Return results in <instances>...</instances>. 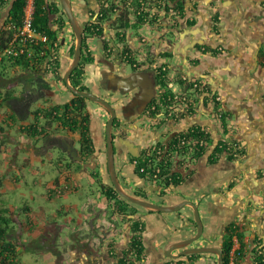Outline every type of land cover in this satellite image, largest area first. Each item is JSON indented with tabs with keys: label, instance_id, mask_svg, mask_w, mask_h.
Wrapping results in <instances>:
<instances>
[{
	"label": "crops",
	"instance_id": "0c3cea01",
	"mask_svg": "<svg viewBox=\"0 0 264 264\" xmlns=\"http://www.w3.org/2000/svg\"><path fill=\"white\" fill-rule=\"evenodd\" d=\"M2 1L0 0V46L1 41L4 42L2 27L7 19L11 0H4V3ZM210 1L187 0L186 6H192V3L195 5L192 13L194 24L189 26L188 17L181 19V26L177 29L178 40L173 41V45L156 41L159 43L156 51L162 52L163 46L167 45L170 51L163 55L174 59L173 62L181 70L180 75L189 79L195 75L207 79L212 85V90L222 97L224 106L231 112L230 123L233 124L236 119V129L247 133V138L252 140L254 134L261 132L257 125L264 110V66L258 65L257 56V47L264 38V0H216L215 3L209 4ZM170 17L168 13L167 20ZM213 18L217 20L215 27ZM51 28L56 32L55 37L59 38L61 44V62L58 68L60 72L58 71L53 80V88L47 91L51 98L48 102L44 100L38 105H35L38 101L32 104L31 112L24 119L12 118L10 114H13V111L9 105L3 102L0 104V229H5L4 239L0 243L13 246L18 264H27L22 259L23 252L27 251H31L35 264H127L132 237L140 229L138 238L142 250L138 264H161L164 259L160 260V250L164 244L181 239L185 233L192 232L191 225L186 224L185 230L180 233L179 229H176L177 222H173L175 214L168 215L156 211L153 213L143 209H138L137 216L132 215V210L125 215L118 213L114 210L118 204L116 200L103 194L95 177L84 170L80 161H72L62 146L63 139L78 142L79 130H64L58 121L41 127L45 123V116L36 115V109L45 106L58 107L67 103L69 98L64 92L61 77L63 70L65 72L72 60V54L69 52L72 39L68 32L58 29L56 25ZM195 41L210 42L216 50L215 54L209 49H204L202 53L194 48L188 49ZM136 43L134 41V44ZM151 49L153 52V47ZM261 55L264 59V50ZM9 68L14 71L15 81L7 75H0V91L14 89L18 94L25 88L24 84L31 81L25 79L24 84L20 85L21 80H18V77L33 74L32 70L21 64L3 69ZM100 68L90 67L87 71V74L92 75V81L99 77ZM115 72V76L119 74L121 84L126 85L125 75L129 74L130 70L126 69L125 73ZM111 74L112 72L110 75L106 73L108 76ZM235 76H239L236 83ZM84 77L87 81L90 80L88 75L85 74ZM133 79L134 88L121 92L118 101L117 98L112 99L116 100L119 107L129 108L131 116L133 112L138 116L141 107L138 106L140 101L136 99L139 95L135 94V98L133 92L135 88L141 87V81L145 83L149 77L147 73H138ZM137 79L138 81H135ZM17 85L20 86L19 89H16ZM125 95L128 98L125 99ZM204 96L205 93L200 98L202 103ZM81 113L82 116L84 113L89 116L78 118L89 121L86 123L88 131L93 140L95 138L99 142L101 139L96 137L104 120L100 122L98 116L105 118L101 108L88 104L84 113ZM73 116H76V113L72 114ZM195 121L206 125L217 139V125L214 119L203 113L202 104ZM32 123H38L39 132L25 131V127ZM130 127L134 139L132 143L137 151V141H145L148 135L144 129L138 127L137 122ZM261 127L264 128V123ZM134 132L141 134L135 135ZM213 149L214 145L191 169H181L180 184L168 189V194L163 195L165 204L171 205L183 199H191L199 206L207 234H223L228 223L235 218L244 231L243 243L246 248H250L253 243L264 245V186H254V183L242 180L234 186L229 184L228 179L232 177L233 171L228 162L223 158L217 163L208 160V153ZM97 154L100 162L97 170L105 179V155L103 151ZM20 157L23 159L21 165L18 164ZM35 158H40L44 165L48 160L51 165L50 178H47L49 180L44 188L45 206H42L40 211L29 203L34 200L32 194L27 195L28 202L21 201L18 193L22 192L15 188L22 182L29 183L24 169L30 168L31 160ZM122 164L121 174L126 178L125 185L122 183L123 187L132 189L141 186L155 189L151 183L135 174L127 161ZM16 172H19L21 177ZM80 187L85 188L84 191L73 196ZM11 188H15L17 197L7 203L4 198ZM69 194L71 196H68ZM151 198L157 196L153 195ZM189 216L191 215L186 207L183 215L185 221H188ZM241 259L242 263H249L247 257L243 256ZM167 264L176 263L168 261Z\"/></svg>",
	"mask_w": 264,
	"mask_h": 264
},
{
	"label": "flooded vegetation",
	"instance_id": "af4514ba",
	"mask_svg": "<svg viewBox=\"0 0 264 264\" xmlns=\"http://www.w3.org/2000/svg\"><path fill=\"white\" fill-rule=\"evenodd\" d=\"M69 1L75 17L80 23L83 34L80 60L71 74L74 75L76 85L74 83L71 84L79 90L93 93L105 99L115 109L112 139L115 150V168L121 186L123 187L122 183L124 185L126 183V178L121 174L123 171L122 163L127 161L135 174L143 177L144 180L155 187L153 190L149 189V187L141 186H135L132 189L123 187L128 193L159 204H165L166 201L163 195L168 194V189L180 184L182 179L181 169H191L198 162L199 158L207 153L212 145H214V149L211 153H208V160L217 163L223 158L228 162L229 168L233 171L232 177L228 179L229 184L234 186L242 180L243 182L254 183V186H264V134H262L264 128L262 129L261 127L262 123H264V110L261 113V121L257 125L260 127L261 132L254 134V139L249 140L247 133L244 134L241 129L239 131L236 129V119L233 118L234 123H230L232 120L231 112L224 106L222 97L212 90V85L207 79L197 75L189 79L186 76L180 75L181 70L173 62L174 59H171V56L163 55V53L167 54L170 51L167 45H173L174 43L172 42L178 40L179 30L177 29L181 26V19H187L188 17L189 26L194 24L192 13H194L195 5L193 3L192 6H186L187 0ZM215 2L216 0H211L209 4ZM46 3L47 8L50 9L53 15L52 17L48 16L49 26L56 25L58 29L60 28L62 31L68 32L72 39L69 43V52H71L73 60L77 39L66 16L63 4L61 0H46ZM168 13L171 16L169 20H167ZM62 20L65 21L64 26L61 24ZM187 20L186 22H188ZM216 21L214 19V27L217 24ZM214 30L215 28L212 31L214 32ZM134 41L137 43L134 44ZM156 41L162 42V44L166 42L167 44L163 46V51L160 53L156 51L159 44ZM90 43H94V46H91ZM193 45L194 47L189 46L188 49L194 48L201 51L200 53L204 49H209L215 54L214 51L216 50L213 49L210 42L195 41ZM257 49L258 65L263 67L264 59L261 54L264 50V38H262ZM171 52L174 53L173 50ZM60 62L61 58L58 61L56 73L53 76L58 75ZM95 66L101 68L98 70L99 77L92 81V75L90 73L87 74V71L90 67ZM126 69L130 70V73L125 75L127 84L122 85L120 82L121 78H119V74L115 76V71L125 73ZM40 72H42L41 75L49 85L44 98L50 99L51 97L47 94V91L53 88L52 83H54V79L48 78L46 72L44 73L42 70ZM110 72H112V77L106 75V73L110 75ZM64 73L63 70L64 89L65 92L67 91L66 93L69 95V98L67 103L58 107L54 106V112L57 111V115L68 113V116H72L74 111L72 106L74 104L78 107L81 106L83 113L84 108L88 104H91L100 107L101 113L105 117L100 118L98 116L100 122L104 120L103 126L98 133L99 135L96 137L101 139L99 142L98 139L94 138L93 140L89 133L91 142L84 144L80 130L77 131L79 132L78 142H73V140L71 141L67 138L77 149L78 156L81 158V160H78L81 162V166L84 167L86 172L91 173L95 177V180L98 182L97 185L103 194L108 198L116 200L118 204L114 210H117L118 213L125 215L132 210V215L137 216L138 209L154 213L156 210L146 209L129 202L115 190L108 167L106 131L107 123L112 114L98 101L71 91L64 81ZM138 73H147L149 79L145 83L141 81V87L134 89L133 96L136 98L135 94L139 95L136 100L140 101L138 106L141 109L138 110L140 112L138 116L134 112L131 116L129 108L119 107L116 100L114 101L112 98H117L118 101V98L121 97V92L134 88V82H132L134 81L133 76ZM85 74L86 76L88 75L89 81L84 77ZM29 75L18 77V80L31 79L32 82H35L37 79L36 75ZM237 77L239 76H235V83L237 82ZM15 78L12 79L15 81ZM31 81L28 84H24V86L30 85ZM135 81H138V79ZM22 91L23 89L18 94ZM203 93H205V96L202 103L200 98ZM44 98L38 101H44ZM126 98L128 96L125 95ZM201 104L203 106V113L208 118L214 119L217 125V139L206 125L195 121ZM67 105L69 106L68 109L66 108ZM81 111L78 112L79 117L83 118L85 113L82 116ZM87 116L86 113L85 117L87 118ZM44 118L45 123L50 120L47 115ZM83 120L85 121V119ZM134 122H137L138 127L144 129L148 135L147 139H145L146 142L138 143L137 141V144H139L138 147H135L138 149L137 151L133 146L134 139H132L131 135L133 133L130 127ZM254 124L256 126V123ZM63 129L72 132L68 128L63 127ZM199 132L205 136L202 145H200ZM134 133L135 135L141 134L139 132L137 134L136 132ZM76 144L78 145L77 147ZM101 151L105 155V179L100 176V171L97 170L100 167L97 153ZM66 153L69 154L68 152ZM70 159L74 161L71 156ZM150 164L149 172L156 166L162 169L155 170L154 174L151 175L141 172V168L144 165L147 167ZM174 179H178L179 182H175ZM104 180L105 182H103ZM112 190H114V195ZM153 195L157 196V198H151ZM185 200H190L196 204L191 199H183L171 205L179 204ZM186 207H188L191 215L188 219L189 222L185 221L183 217ZM197 207L201 218V231H199L194 211L189 205L184 206L180 211H156L168 215L175 214L173 222L179 223H176L178 225L176 229H179L178 232L180 233H182V230H185L186 224L189 223L192 227V232L185 233L183 238L164 244L163 249L160 250L162 254L160 260L164 259L161 264H167L168 261L175 262L176 264H221V262L222 264H230L231 258L234 259V264H245L241 262L243 256L247 257L249 261L247 264H264V245L253 243L250 248H246L243 243L244 231L238 225L235 218L228 223L223 234H207L204 229L199 206L197 205ZM181 214L182 216L180 217ZM139 232H141L140 229L132 237L127 264H138L140 262L139 258L142 249L141 241L138 238L140 236ZM196 236L198 237L193 243L188 244L185 248L175 250L173 253H181L183 249L189 248H204L205 250L202 249L199 252L183 254L176 259L165 255V251L175 243L187 241ZM135 238L140 241L139 246L135 243ZM167 259L168 261H165Z\"/></svg>",
	"mask_w": 264,
	"mask_h": 264
},
{
	"label": "trees",
	"instance_id": "16d2710c",
	"mask_svg": "<svg viewBox=\"0 0 264 264\" xmlns=\"http://www.w3.org/2000/svg\"><path fill=\"white\" fill-rule=\"evenodd\" d=\"M4 3V0L2 1ZM25 0H14L12 4V8L8 12L7 19L12 18L14 20H19L23 13V8L25 6ZM52 14L50 9L47 8L46 0H36V12H35V25L42 31H45L50 36L55 38V31L49 26L48 15ZM61 24L64 26L65 21L62 20ZM1 45H4V42L1 41ZM15 64L24 65L30 70L32 73L36 75L37 79L35 82L31 81V84L26 86L20 94H16L14 89H7L5 92L0 91V104L7 103L9 107L12 109L13 114H10L12 118H26L30 111L31 105L34 104L41 98H44L46 95V89H49L48 83L44 80V77L41 75L42 68L33 64L31 66L30 62L24 59H16L14 64L11 63V66H15ZM8 67L6 63H0V75H6L4 70ZM4 68V69H3ZM3 70V71H2ZM62 78V77H61ZM74 75L70 76L71 83L76 85L74 81ZM80 97V96H77ZM45 102H48L49 98H44ZM73 103V102H72ZM74 104V103H73ZM68 109L69 106L67 105ZM74 109L73 114L76 113V116H68L66 113L62 115H57V111L54 112L53 107L45 106L36 109V115L43 114L44 116L50 119L48 122L41 125V127H46L48 124H52L55 121H59V124L64 128H68L70 131L74 132L76 130H80L82 135V141L84 144H89L91 139L89 138V131L87 128L86 122L82 119L80 120L79 113L81 111V106H76L75 104L72 106ZM38 123H32L25 127L26 132H39L38 131ZM199 137L205 138L204 134L199 132ZM175 182H179L178 179H174ZM113 195L114 190H112ZM138 229V227H136ZM5 229H0V242L4 239ZM136 239V238H135ZM135 243L139 246L140 241L136 239ZM136 245V246H137ZM0 263L1 264H18L15 260V251L13 250V246L8 243H0Z\"/></svg>",
	"mask_w": 264,
	"mask_h": 264
},
{
	"label": "built area",
	"instance_id": "2783aa9c",
	"mask_svg": "<svg viewBox=\"0 0 264 264\" xmlns=\"http://www.w3.org/2000/svg\"><path fill=\"white\" fill-rule=\"evenodd\" d=\"M22 16L19 20L6 19L2 29L4 30V45L0 46V63L11 66L16 59H24L31 66L36 64L45 73H56L58 61L61 58V44L57 37H52L35 25L36 0H25ZM20 65V64H15ZM200 138V145L204 138ZM194 147V146H193ZM151 164L141 168L146 175L154 174V171L162 169L154 167L149 172ZM51 191V190H50ZM230 264H234L231 258Z\"/></svg>",
	"mask_w": 264,
	"mask_h": 264
},
{
	"label": "water",
	"instance_id": "95a60500",
	"mask_svg": "<svg viewBox=\"0 0 264 264\" xmlns=\"http://www.w3.org/2000/svg\"><path fill=\"white\" fill-rule=\"evenodd\" d=\"M13 2H14V0H11L9 10L12 8ZM61 2L63 4L66 16L69 19V22L71 24V27H72L74 34H75V37L77 39V46H76V49L74 52V57H73L72 63L66 69V71L64 73V81L66 82L67 87L71 91H73L74 93H76L78 95H83V96H86L88 98H91L93 100L98 101L100 104H102L104 107H106V109L112 114L111 118L109 119V121L107 123L106 131H107V144H108V146H107L108 167H109L110 177H111V180H112V183H113L115 190L117 191V193L121 197H123L127 201L132 202L134 204H137V205L144 207L146 209H150V210H156V211H160V212H174V211H180L181 208H183L186 205H189L190 207H192V209L194 211V215H195L196 221L198 223L199 231H201L202 225H201V218L199 215L198 207L192 201L185 200V201H183L179 204H176V205L159 204V203L149 201L147 199H143V198H140L138 196L132 195V194L128 193L121 186L117 172H116V168H115V158H114L115 150H114V144H113V139H112V125H113V119L115 117V109L105 99L98 97L97 95H94L93 93L86 92L83 90H79L71 84L70 76H71L72 72L75 70V68L77 67L79 60H80L81 52H82L81 45H82V41H83V34H82V29L80 27V23H79L78 19L75 17V14L72 10L70 1L69 0H61ZM9 10H8V12H9ZM192 47H194V45ZM62 146H63L64 150L70 154L71 158L74 161L81 160V158L78 156V151L74 147L73 143H71L67 139H63ZM197 237L198 236L194 237L193 239L187 240V241L185 240V241H180V242L175 243L174 245H172L171 247H169L165 251V255L170 257V258L176 259V258L180 257V255H183V254H190V253H194V252H199L202 249L205 250L204 248H201V249L189 248V249H183V251H181V253L180 252L179 253H173L175 250L185 248L186 246H188V244L193 243V241ZM221 264H222V262H221Z\"/></svg>",
	"mask_w": 264,
	"mask_h": 264
},
{
	"label": "rangeland",
	"instance_id": "374dc122",
	"mask_svg": "<svg viewBox=\"0 0 264 264\" xmlns=\"http://www.w3.org/2000/svg\"><path fill=\"white\" fill-rule=\"evenodd\" d=\"M90 45L94 46V43H90ZM64 49L65 48H63L62 50L64 51ZM13 73H14V71L12 68H9V69H7V71H5V74L7 75V77L15 78L16 76L13 75ZM46 75L48 78L53 77L52 79H54L56 77L55 75L53 76V74H51L50 72H48ZM3 84H5V82ZM19 84L20 85L24 84V80H21ZM19 88H20V86L17 85L16 89H19ZM41 102H43V100L38 101L35 105H38ZM45 159H47V158H45ZM22 163H23V159L20 157L18 164L21 165ZM30 164H31L30 168H27L26 170L24 169V174L27 177V179H28L27 181L29 183L24 184L22 182L19 185H16L15 188H17V190L19 192H22V193H18L19 199L21 201L28 202V196L27 195L32 194L34 197V200H30L29 203L32 204V206L35 209H38L40 211L41 207L45 206V201H46L45 197L46 196L44 195V191H45L44 188L46 186V183L49 180L47 178H50V168L49 167L51 165L48 162V160L44 165L40 158L32 159ZM15 171H16V169L14 170V172ZM16 174L21 177V174L19 172H16ZM15 188H11L9 193L6 194L4 200H6L7 203H9L10 199H12V198H13V200L16 199L17 195L14 193ZM84 189H81V187H80L79 191L77 193H74L73 196L79 195V193L81 191H84ZM68 196H71V194H69ZM7 203H5V204H7ZM22 259L27 264H35L31 251L30 252L29 251L23 252Z\"/></svg>",
	"mask_w": 264,
	"mask_h": 264
},
{
	"label": "bare ground",
	"instance_id": "6f19581e",
	"mask_svg": "<svg viewBox=\"0 0 264 264\" xmlns=\"http://www.w3.org/2000/svg\"><path fill=\"white\" fill-rule=\"evenodd\" d=\"M111 51V50H110ZM106 53V52H105Z\"/></svg>",
	"mask_w": 264,
	"mask_h": 264
}]
</instances>
